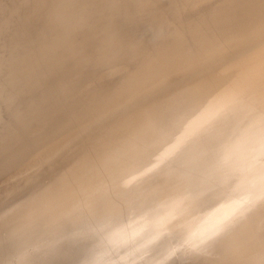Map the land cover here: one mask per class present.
Returning <instances> with one entry per match:
<instances>
[{"label": "rangeland", "instance_id": "1", "mask_svg": "<svg viewBox=\"0 0 264 264\" xmlns=\"http://www.w3.org/2000/svg\"><path fill=\"white\" fill-rule=\"evenodd\" d=\"M19 1L20 0H0V57L5 63L4 68L0 71V81H5L6 72L9 70V68H13L11 64L15 62L14 60L10 62V59H17V61L22 59L25 61L27 58L19 55L23 53V51H21V49L18 47L19 39L22 41H31L30 44L34 48L33 51L36 50L38 52L37 55L42 54L45 52V47L47 50L48 43L50 44V42L57 40L55 38L49 37L53 36L50 35L52 32L56 33V36L58 34L68 36L75 34L76 27L78 25L77 21L79 19L87 20L84 18L81 12L84 8H93L95 5L103 3L108 4L109 2V0H101V2L100 0H45L47 3L46 10L48 12L53 7L51 2L55 3L57 8H59L57 6L59 5L69 8L70 12H78L77 16L72 17L74 19L68 20V31L57 32L45 29L44 24L40 25L41 19L38 17L32 18V20L27 23H20L19 17L21 12H23V9H21L22 6L17 5ZM170 1L172 2L173 0ZM120 2H123L121 8L124 6L127 7L126 9L130 10L128 11L130 13H137L136 10L139 11L140 9H143V7L136 6L139 3V0H121ZM171 2L168 0L167 3L165 2V5L167 6L170 4L172 7H174L172 4L173 2ZM207 3L212 6L215 5V7L224 5L220 0H209ZM243 3H245V0ZM188 6L189 5L185 7L184 5L179 6V8L181 7L182 9H179L177 6L176 9L178 8L179 10H175L177 13L173 12L172 14L167 12L168 9L165 10L166 12L163 10L162 15L165 12V19L163 18L164 21L161 23L162 25L154 23L153 27L150 26V28L153 30L154 28L155 30L156 28H159L160 35H158V37L155 39L153 38V40L151 39L150 43L147 46L145 45L146 48H142L141 44L134 42L132 39H129L132 42L127 40L129 44L127 41H125L123 46L125 45V48H127V50H125L126 53L128 54L127 51L130 49L129 54L132 55V57L134 56L132 59L127 60L128 62L123 61L125 57H122L123 59L120 58L118 60V55L116 58L117 61L112 59L113 61H116L113 65H102V67L101 64H98L95 62V60H93V51L91 52L90 49H87L85 52H83V54L81 53L84 58L86 56L87 59L90 57L89 60H93L90 61V65H88V67H91L90 69L93 70L92 76L90 77V75L86 74L84 76L83 71V73L78 72L75 78L76 80L79 79L77 83H79L83 89L76 83L79 90L75 89L76 92H73V90L68 95L69 97L66 96L56 99L57 102L55 101V105L57 107L55 112L53 111L44 118L38 119L39 116L46 114L45 111L41 114H36L37 109L39 108L38 94L43 91L40 89L44 85L34 82V75L32 76L31 74L29 78L26 76V73L25 75L21 74L24 95L21 100L22 102H19L18 104L17 111L13 106H10L8 109V107L4 108L2 104V96L11 92L10 87L6 86L8 88L5 87L0 91V139L4 134H6L5 130L7 125L10 124L9 127L12 131L11 136L7 140L0 142V168L1 164H4L2 168L6 169L8 167L9 160L13 158H16L17 160L20 158L21 161L18 159L16 165L20 166L25 163L28 167L33 165L36 166V171L40 172L47 165L45 158H43L44 154L46 155L47 151L52 150L56 147V145H58V141H56L58 136L61 137L62 143L64 144V135H67L70 131H74L70 134L73 142L72 147H75L73 149L74 151H76L82 144L85 143L84 150L87 154L85 157H81L76 160L79 164L85 165V161L98 162L101 156L99 155L96 157V150L106 149L107 152V156L101 162L91 163L80 168L79 170H71L66 176H61L58 178L57 183L62 185V189L59 191L60 193L58 194L51 190V196L42 197V200H50L51 207L53 208L52 205L59 204V198L63 197L64 199H67L70 196L73 199L75 197V199L68 202V211L60 215V219L56 223L44 228L37 236H35V238L23 243L20 246V252H18V249H12L1 260H5L7 263H13L16 261L14 260V257L23 254L26 250L29 251L33 246L39 247L42 245V248L43 246L50 243V247H57L56 251L58 250V255L56 256V260H58L63 255L70 256L69 262L66 264H73V261H76V252L82 249H87V246H92L91 250H89L90 252L87 253L89 255L87 258L90 264H106L108 261L106 259L107 248H104L103 245L95 243L100 239L101 236L98 237L95 242H93L94 236L101 235V231H103L105 228V224H103V222L109 218L110 214H114L115 211H146L148 206H150L154 209H158V211H162V215L167 210H174L173 212L175 213V220L173 221H177L175 227L178 230L172 229L168 225H164V223H166L164 222V219L167 216L161 219H159L160 217L158 219L152 218L149 221L145 219L144 221L137 224H131L129 226L125 225L124 227L110 226L107 228L108 232L103 235V237L105 241L107 239H112L115 245L120 248L119 250H112V254L117 255L118 257L116 261L117 264H188L189 260L193 258V253L191 250H197L203 239L200 226L202 223V216L213 213L217 214L218 216L214 219L215 221H212L213 224H217L221 218L224 221H227L229 220V217H231V214H225L223 211H246L243 210L244 206H249L252 209L255 208L254 211H264V191H260L264 185V120L261 119L257 112H251L248 110L251 107L250 103H252L254 100L253 97H248L247 99L243 97H237V100L240 101L243 107L236 108L233 104L225 101V98H222L227 95H219V97H215L212 101L214 104L208 111V113L210 112L211 114H207L206 112H201L200 114V116H207V121L204 119L203 123L196 124L194 127L187 130L186 134L180 133L168 122L166 124V129L164 128L165 131L162 133V135L164 134V137L159 138L156 143L154 142L153 144L148 145L146 140H142L144 143L136 148L132 147L130 144L129 146L132 148L129 150H120L117 147L118 143L116 138L117 134H119L121 131L137 126V124H135V121L138 120L137 115L131 119L122 121L121 124L117 126V128L112 129L116 136V138L113 140L106 138L101 142L100 140L86 141L85 139L82 140L80 137H77L81 135L82 129L81 126H77L76 124L80 122L81 116L87 117L90 114V109L89 111L87 109H80V104L78 107V104L73 105V103L75 101L77 102V100L79 103H85L87 101L86 98H88L90 101V98L85 97V95L102 93L106 89L110 88V85L112 86V84L123 83L126 78L128 79L129 74L136 69V66H139L146 56L150 55L148 53L151 51V53H153L155 51L154 47L158 46V40L159 43L162 41V36L164 33L167 32L171 26L181 24L183 22L181 19H183L184 16L189 15L191 11L189 9L190 6ZM35 8L40 10L42 9V5ZM115 8L117 10L114 12L111 11L109 18L103 17V10L100 8L98 9V12L101 14L98 20L104 18L103 24L105 21L109 22L113 18L112 27H110L109 24L106 26V28H102L97 33V36L100 38V42L102 40H109L106 44H102L103 46L100 55L103 56L104 59L110 57L109 54H112L110 50L111 46L108 45H110V42L114 37H119L120 41L123 42V38H133V33L137 34L136 31H132L133 33L128 31L123 23V20L121 19V13L118 12L119 7ZM201 8L202 7L199 9L202 10ZM252 9L261 12L264 11V5L261 7H252ZM112 14H114L115 17H112ZM143 14L144 13L141 15L143 16ZM149 14L150 13L146 15ZM145 16L140 19H135L134 26L140 27L141 31L150 22L147 20V18H145ZM37 18L40 20L39 23ZM55 18V15H50L48 20H54ZM45 20L46 18H43L44 22ZM92 21H95V19L93 18ZM167 22H169V24ZM241 25L242 24L240 23V27ZM258 25H261V23L251 25L249 28L252 29ZM92 27L93 24L91 28ZM161 32L163 34H161ZM227 33L228 32H222L218 35H222L224 37L227 35ZM14 36L16 37V40L11 42ZM220 37L217 38V36H215L211 39V41L208 40L206 42L215 44L216 42L220 41ZM38 38L39 40H37ZM258 46L260 47L261 43L258 42ZM151 47L152 49L150 51ZM141 51L146 52V54ZM88 53L92 55L90 56ZM192 53L194 52L192 51L189 54ZM178 56L179 57H176L175 60L178 59V62H183L189 55L186 52ZM182 58L183 61H180ZM84 61L87 62V60ZM132 61L135 65L132 64ZM136 61L138 62V65ZM253 65L254 64H252V66ZM70 69L71 68L68 67L67 71ZM250 69H253V67H250ZM71 71L73 72L74 70L71 69ZM75 72H77V70ZM156 72L158 73V69H156ZM247 73L248 78L244 79L245 86L240 89L247 90L248 95L251 93L263 95L264 81H259L254 84V81L250 80V73L247 70L241 72L239 78L242 77L243 74L247 75ZM15 75L18 77L20 76L19 74ZM261 77H264V74H262ZM146 78L147 80L143 76H139L135 81L132 82L126 92L128 97H131L130 95H136L137 99H129L128 103L131 106L139 107L137 113H142L145 111L141 107L143 96L149 103L158 102V105H163L162 110L166 113L168 110H170V107L177 108L178 110L183 109L184 106L181 104L172 106L165 105V102L171 99L175 89L165 91L162 87L161 93H152L150 90L145 93L144 80H150L149 77L146 76ZM137 87H141L140 93L135 91ZM225 91L232 93L229 88L225 89ZM76 95L81 97H78L77 99ZM70 97L75 99V101ZM68 98L70 99L68 100ZM58 102H61L59 103L61 105H59V107ZM63 107H65V109H63ZM11 109L13 110L11 111ZM15 111L17 112L16 114ZM6 113L7 117H5ZM12 114H14L13 117ZM25 116H31L28 117L27 120L34 122L31 123V125H29L27 129L24 130L20 138L14 142V127L15 125H18L17 122L23 120ZM10 117L12 118L9 119ZM145 117H149L151 120L138 124L139 126L143 125L146 127L148 126L146 124L150 123L151 121L163 124L167 121H162L158 119L160 117H155L154 115L153 117ZM5 120L6 122L4 123ZM205 122L207 124V128L202 126ZM223 132H237L242 138L245 136L247 142L246 144L239 146V151L236 153L233 159L230 160L231 162L228 163L227 167H225V178L216 185L213 182L218 181L221 175L211 172V167L213 168L215 165V163L211 162L217 159L220 150L218 148L208 146L206 144V136L211 135V139L216 138L220 140ZM29 136L32 137L29 139ZM27 138L28 140H26ZM33 138L35 140H33ZM136 140H138L137 137H134V139L132 137L129 141L131 143H135ZM191 142L194 144L190 145ZM183 144H187V154L190 155L194 152V155L192 158L188 157L186 162H189V164L182 167L183 174H178L176 176V179L174 180L175 183L171 184L170 189H168L166 186L162 187L160 183V178H162V176L153 177L151 170L153 168L163 166L165 164L167 155L174 148ZM38 152L41 154L39 155ZM106 159L110 164L109 166L106 165ZM22 162L23 164H21ZM178 166V163H176V167ZM78 171L82 172L78 174ZM31 175L36 176L39 174H36L35 172ZM211 178L213 181H211ZM13 182V180H6L0 186V216L3 218V222H0V227H5L7 226L6 224L14 220H8L11 218L12 212L7 207V205L12 203L11 201H13L14 198H11L10 201L9 198L3 197L4 195L6 196L8 194L7 192L11 190L10 186L13 184ZM170 194L178 195V200L173 198L170 199ZM213 195H217V198L212 197ZM35 199L36 197L27 198V200L24 202V205L18 204L16 206L17 209L15 210V214L24 211L25 209L33 208ZM38 206H40V204H38ZM37 211L41 212L39 207H37L35 212L37 213ZM175 211H178V215ZM243 217L252 219L242 224L231 225L225 241L222 237L220 240L222 243L219 247H217V255L219 257H211L206 255V258L202 261V264H242L247 243L248 245L250 243L258 245L255 241L260 242L261 249L259 250L261 251L259 252L260 254L264 255V215L257 216L254 214L253 216L247 214ZM101 220L103 221L102 223H100ZM252 223H255L256 226H254ZM127 226L129 227V229L127 228L128 230L139 229V232L135 231L132 234H130L129 231L128 237L129 241L138 239V243L128 242L126 244L123 240L115 241L121 236L122 232H120V228L125 229ZM243 226L244 228H242ZM86 230H89L88 236L81 242H79L80 239H78L77 241L71 243L65 242V244H57L61 248L56 246V243L63 240H56L55 237L68 233H82ZM49 263H51V261H49Z\"/></svg>", "mask_w": 264, "mask_h": 264}, {"label": "bare ground", "instance_id": "2", "mask_svg": "<svg viewBox=\"0 0 264 264\" xmlns=\"http://www.w3.org/2000/svg\"><path fill=\"white\" fill-rule=\"evenodd\" d=\"M120 1L121 0H109L108 4L103 3L95 5L93 8H84L81 12L84 18L87 20L79 19L77 21L78 25L76 27V33L69 36L61 34L56 36V33L52 32L50 35L53 36L49 37L55 38L57 40L50 42V44L48 43L47 50L45 47V52L42 54L37 55L38 52L36 50L33 51L34 48L30 44L31 41H22L19 39L18 47L21 49V51H23V53L19 55L27 58L25 61L22 59L18 61L17 59H10V62L12 60L15 62L11 64L13 68H9V70L6 72V80L0 81V91L6 86H9L11 89L9 94L7 93L2 96V104L4 108L8 107L9 109L10 106H13L16 111L18 110V104L19 102H22L21 100L24 95L21 74L25 75L26 73V76L29 78L31 74L32 76L34 75V82L44 85L40 89L43 91L38 94L39 108L37 109L36 114H41L44 111L46 114L39 116L38 119L46 117L53 111L55 112L57 107L55 105L56 99L68 96L73 90V92H76L75 89L79 90V88H77L79 85V83H77L79 79L76 80L75 78L78 72L83 71L84 73H82L84 76L85 74L90 75V77L92 76L93 70L90 69L91 67H88V65H90V61L95 60L96 63L101 64L102 66L110 64L113 65L117 61L116 58L118 55V60L122 57H125L123 61L132 59L134 56L132 57V55L129 54L130 49H128L127 54L125 51L127 48H125V45L123 46L125 41L128 40L129 42H132L130 41L132 39L134 42L141 44L142 48H146L151 39L153 40V38L155 39L158 37V35H160L159 28H156V30L154 28L153 30L150 28V26L153 27L154 23L161 24L164 21L163 18L165 16V10L168 9L167 12H170V14L173 12L177 13L175 10H179L181 8H179V6L184 5L185 7L189 5V9L191 11L189 15L184 16V18L181 19L183 20L182 23L180 22L181 24H176V26L173 25L174 27L171 26L169 30L164 33L162 36V41L160 43L158 42L159 40L157 41L158 46L154 47L153 45L155 51L153 50L154 52L151 53V47V52L148 53L150 55H147L148 57L146 56L141 64L136 66V69L129 74L128 79L125 77L126 80H124L123 83L112 84V86L110 85V88L103 91L104 93L102 92L98 94L94 93L85 95V97L90 98V101L88 98H86L87 101L85 103H79L78 100L76 102L75 99L70 97L75 101L73 105L78 104L79 107L80 104V109H87L88 111L90 109V114L87 117L81 116L80 122L76 124L77 126H81L82 129L81 135L77 137H80L82 140L85 139L86 141L100 140L101 142L106 138L113 140L116 138V136L112 129L117 128V126H119L122 121L131 119L137 115L138 120L135 121L137 126L123 130L117 134V147L120 150H129L132 147L136 148L143 144L144 142L142 140H146L148 142L146 143L150 145L154 142L156 143L159 138L164 137V134L162 135V133L165 131L166 124L168 122L180 133L186 134L187 130L191 129L196 124L203 123L204 119L207 121V116H200V114L201 112L211 114L210 112L208 113V111L214 104L212 101L215 97H219V95H227L222 98H225V101L233 104L236 108L243 107L240 101L237 100V97H243L246 99L248 97H253L254 100L252 103H250L251 107L248 110L251 112H257L261 119L264 120V94L257 95L256 93H251L248 95L247 90L240 89L245 86L244 79L248 78V73L247 75L243 74L242 77L239 78L240 73L244 72V70H247L250 73L249 78L250 80L254 81V84L259 81H264V77H261V75L264 74V11L259 12L252 9V7L263 6L264 0H245V3H243L244 0H220L224 5L219 7L208 4L207 2L209 0H173V3L169 0V2H171L174 7H172L170 4L167 6L165 5V2L167 3L168 0H139V3L136 6L143 7V9H140L139 11L136 10L137 13L128 12L130 10H127V7L125 6L121 8L123 2L121 3ZM17 5L22 6L21 9H23V12H21L19 17L20 23H27L31 21L32 18L38 17L41 19L40 25L44 24V28L50 31H68V20L74 19L72 17L78 15V12H70L69 8L59 5H57L59 7L57 8L56 4L52 2L51 5H53V7L48 12L46 10L47 3L45 0H20ZM41 5L42 9L39 10L35 8ZM177 6L179 9H176ZM115 7H119L118 12L121 13V19L123 20V23L128 31L131 33H133L132 31H136L137 34L133 33V38H123V42L120 41L119 37H114L110 42V45H108L111 46L110 50L112 54H109L110 57L104 59V57L100 55L103 46L102 44H106L109 40H102L100 42V38L97 36V33L102 28H106V26L109 24L110 27H112L113 18L111 21H105L103 24L104 18L98 20L101 16V14L98 12V9L100 8L103 10V17L109 18L111 11L114 12L117 10ZM200 7H202V10L199 9ZM163 10L165 12L162 15ZM142 13H144L143 16L150 13L149 15L145 16V18H147V20L150 22L141 31V28L135 27L134 23L135 19H140L143 17L141 15ZM50 15H55L56 18L54 20H48ZM111 16L115 17L114 14ZM43 18H46L45 22L43 21ZM93 18L95 21H92ZM39 22L40 20L38 23ZM90 23L93 24L92 28V24ZM167 23L169 24V22ZM240 23L242 24L241 27ZM257 23H261V25H258L252 29L249 28L251 25ZM222 32L228 33L224 37L222 35H220V37L218 34ZM161 34L163 33L161 32ZM215 36H217V38L220 37V41L216 42L215 44L206 42L208 40L211 41V39ZM15 40L16 37L14 36L11 42H14ZM37 40H39V38ZM258 42L261 43L260 47L258 46ZM152 43L154 44L153 41ZM87 49H90L91 52L93 51V55L91 54L93 60H89L90 57L87 59L86 56L84 58L81 55V53L83 54V52H85ZM192 51L195 54H189ZM186 52L189 56L186 57V60L183 57L185 61H183V58L180 59V61L182 60L183 62H178V59L175 60L176 57H179L178 55ZM144 53L146 54V52ZM112 59L116 61H113ZM84 60H87L88 63ZM4 64V60L0 57V71L4 68ZM252 64L254 65L252 66ZM68 67L74 71L72 72L71 69L67 71ZM250 67H253V69H250ZM156 69H158V73L156 72ZM76 70L77 72H75ZM15 74H19L20 76L18 77ZM139 76H143L146 80L147 76L150 79L149 81L144 80L145 93L149 90L152 93H161L162 87L165 91L175 89L171 99L165 102V105L172 106L181 104L184 106L183 109L178 110L177 108L170 107V110H168L166 113L162 110L163 105H158V102L149 103L143 96L141 107L145 111L142 113H137L139 107L131 106L128 103L129 99H137L136 95H130L131 97H128L126 92L132 82L135 81ZM79 87H81V85H79ZM81 88L83 89V87ZM228 88L230 91H232V93L225 91V89ZM135 91L140 93L141 87H137ZM78 97L79 95L77 96V99ZM70 98H68V100ZM59 103L61 102H58V107L60 105ZM63 109H65V107H63ZM12 110L13 109H11V111ZM16 111L15 114L17 113ZM13 115L14 114H12V117ZM153 115L155 117H160L158 119L162 121L167 120L166 123H155V121H151L150 123L146 124L148 125L146 127L143 125H138L151 120V118L145 116L153 117ZM5 117H7V113ZM28 117L31 116H25L23 120L17 122L18 125H15L13 130L15 135L14 142H16L24 130H26L27 127L34 122L27 120ZM5 122L6 120L4 123ZM9 126L10 124L7 125L5 130L6 134L1 137L0 142L7 140L11 136L12 131ZM202 126L207 128L206 122ZM72 132L74 131H70L67 135H64V144L62 143L61 137L58 136L56 139V141H58V145H56V147L52 150L47 151L46 155L44 154L43 158H45L47 165L40 172L36 171V166L32 165L31 167H28L27 164H23V162L21 163L23 165H16V162H18V159L20 160V158L17 160L16 158L9 160L8 167L6 169L2 168L4 164H1L0 186L6 180L14 181L10 186L11 190L7 192L8 194L6 196H3L9 198L10 201L11 198H14L13 201H11L12 203L7 205V207L12 212V216L8 220H14L6 224L7 226L0 227V264H66L69 262V255H63L58 260H56V256L58 255V250L56 251L57 247H50V243L43 246L42 248V245L39 247L33 246L29 251L26 250L23 254L14 257V260L16 261L13 263H7L5 260L1 259L12 249H18V252H20V246L23 243L35 238V236H37L44 228L56 223L60 219V215L68 211V202L75 199V197L73 199L70 196L67 199H64L63 197L59 198V204L52 205L54 209L51 207L50 200H42V197L51 196V190H53L55 193H60L59 191H61L62 185L57 183L58 178L61 176H66L71 170H79L80 168L91 163H99L107 156L106 149H99L95 151L97 153L96 157L99 155L101 156L98 162L85 161V165L79 164L76 160L81 157H85L87 154L84 150L85 143L82 144L76 151H74L73 149L75 147H72L73 142L70 136ZM31 137L29 136V139ZM132 137L133 139L134 137H137L138 140H136L135 143H131L129 140ZM211 137V135L206 136V144L208 146H212L213 148H218L221 152H219L220 154L218 153L217 159L211 162L215 163L214 167H211V172L221 175L218 181L213 182L217 185L223 181L226 176L224 173L225 167H227L228 163L231 162L230 160H232L239 151V146L246 144L247 139L245 136H243V138L241 135L239 136L237 132H223L220 140L216 138L211 139ZM35 139L33 138V140ZM26 140H28V138ZM130 144L132 147L129 146ZM193 144V142L190 143V145ZM38 154L40 155L41 153L38 152ZM193 155L194 152L190 155L187 154V144H183L174 148L167 155L165 164L163 166H159L151 170L153 177L162 176V178H160L161 186H166L168 189H170L171 184L175 183L174 180L176 179V176L178 174H183L182 167L189 164V162H186L188 157L192 158ZM105 161L107 163L106 165L109 166L110 164L107 162V159ZM176 163H178V167H176ZM35 172L39 175L32 176L31 174H34ZM81 172L82 171H78V174ZM211 181H213L212 178ZM260 191H264V185ZM31 197H36L33 203L34 209L28 208L15 214V210L17 209L16 206L18 204L24 205V202L27 200V198ZM212 197L217 198V195H213ZM171 198L178 200L179 196L170 194V199ZM38 204H40V206H38ZM37 207H39L41 212H35ZM243 210L246 211H223L225 214H231V217H229V220L227 221H224L221 218L217 224L212 223V221H215L214 219L217 218V214L213 213L202 216V223L200 226L203 239L197 250H191L193 253V258L189 260L188 264H202V261L206 258V255L211 257H219L217 255V247H219L222 243L220 241L222 237L225 241L231 225H238L251 220L252 218L243 217L247 214L253 216L254 214L257 216L264 215V211H254L255 208L252 209L249 206H244ZM173 211L174 210H167L162 215V211H158V209H154L150 206H148L146 211H115V213L110 214L109 218L104 222L102 220L100 221V223L103 222V224H105V228H102L103 231H101V235L94 236L93 242H95L96 239L101 236L100 239L95 243L103 245L104 248H107L106 259L108 261L106 264H117L116 261L118 257L117 255L112 254V250H119L120 248L115 245L112 239H107L106 241L104 240L103 235L108 232L107 228L110 226L124 227L125 225L129 226L131 224H137L144 221L145 219L149 221L152 218L158 219L160 217L159 219H161L167 216L164 219V222H166L164 225H168L172 229L178 230L175 227L177 221H173L175 220V213ZM175 212L178 215V211ZM0 222H3V218L1 216ZM252 224L256 226L255 223ZM128 226L125 229L120 228V232H122L121 236L115 241L123 240L126 244L128 242L138 243V239L129 241L128 237L129 231L130 234H132L135 231L139 232V229L128 230ZM242 228H244V226ZM88 232L89 230L77 234L68 233L59 235L55 237L56 240L62 239L63 241L56 243V246H59L57 244L60 243L65 244V242H75L78 239H80L79 242H81L87 238ZM255 242H257L258 245H254L253 243L248 245L247 243L242 264H264V255L260 254L259 252L261 251L259 250L261 249L260 242ZM87 247V249H82L76 252V261H73V264H90L87 258L89 255L87 253L90 252L89 250H91L92 246ZM49 261H51V263H49Z\"/></svg>", "mask_w": 264, "mask_h": 264}]
</instances>
